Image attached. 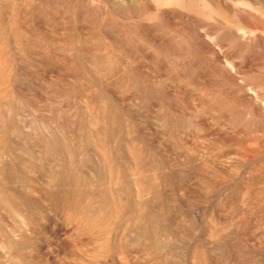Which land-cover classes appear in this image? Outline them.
<instances>
[{
	"label": "bare ground",
	"instance_id": "6f19581e",
	"mask_svg": "<svg viewBox=\"0 0 264 264\" xmlns=\"http://www.w3.org/2000/svg\"><path fill=\"white\" fill-rule=\"evenodd\" d=\"M222 12L228 14L222 16ZM74 17L77 19L75 20ZM40 21H43L47 27L48 38H43L38 33L41 29ZM73 21L75 27H78L80 37L78 39L76 36L75 47H71L66 35H63L65 30L70 29L72 32L70 26L74 25ZM215 22L216 28H213ZM217 23L222 26L219 28ZM234 26L239 30L250 29L251 32L255 31L258 34L248 36L247 44L240 46L239 35L234 30ZM200 30L204 33L199 32ZM214 31L220 34L216 39H208L206 36ZM197 42L204 47L202 51L207 59L193 50L191 45ZM251 44L258 45L264 51V0H137L136 3L132 0H29L28 2L3 0L0 3V218L10 219V214L13 213L25 224L26 229L12 232L16 263L28 264L21 255V251L30 245L31 239L27 236L26 230L28 227H34L44 216L48 234L57 237L60 241L58 242L60 251L57 252V256L50 251L44 253L45 264H62L59 263L62 261L61 255L66 254L67 251L72 254L78 253L82 245L81 233L87 227L94 233L99 250L110 251L113 232L118 227L119 221L126 219V225L121 230L124 238L127 232L136 233L144 216L150 220L149 213L153 210L149 208V202L156 192L151 187L163 191L167 202L171 199L167 194L168 185L174 188L182 187L181 184L186 180H189L192 195L188 212L191 213L195 230L198 224L215 226L219 218L217 209L214 208L212 211L217 219L207 220L203 212L196 217L194 215L193 198L200 197L199 187L203 186V179L207 177L197 170L192 160L186 167L170 160L169 149L162 147V142H172L168 139L175 138L174 136H177L175 133H181L190 140L199 130L204 133L206 130V134L212 135L211 128L200 127V121L207 116L208 107L210 113L215 112V115L219 113V116L223 111H231L234 107L232 104L224 106L213 99L215 95L219 96V91L215 92L213 88L198 85L195 89V102L201 105L200 109L202 108L204 113L198 115L192 109H184L180 110L182 113L178 118L179 115L173 110L176 97L175 90L171 88L174 85L170 80L161 81L164 75L157 76L153 72L149 59L165 62L170 71L186 75L187 78L183 80L195 77V73L200 72L207 66L206 64H212L213 67L208 65L211 67L209 73L215 76L216 73L220 75L224 73L223 69L229 58L242 59L246 54L251 53L254 48ZM37 46H40V51L50 59L43 73L46 95L42 113L33 108L34 104L30 100L19 97L17 93V83L20 80L38 77L36 73L38 70L33 69V65L28 69L24 65L31 50L34 51ZM161 47L166 48L167 54L160 52L162 50L159 51ZM134 53L136 55H133ZM62 61L68 62L70 67L67 69L69 76L66 79L61 73ZM252 67L248 65L250 72H253ZM78 68L81 69V74L93 81L90 91L88 90L86 94L87 97L90 99L93 94L97 101L95 105L91 102L92 99L82 100L81 105L91 121L88 126L81 127H78V101L74 100L77 106L75 111L62 102V97L66 95H74L78 100L76 96L80 74ZM203 71L208 72L209 68ZM242 72L245 71L242 69ZM49 74L56 75L57 79H51ZM262 80L254 85H248L251 86L248 89L254 91V100H251L256 107L264 105ZM104 90H111L112 95H107ZM115 90L120 94L117 97ZM135 92L138 94L142 92L141 98L148 101L156 96L163 107L161 136L159 133L156 136L159 140L156 147L151 144L154 137L145 128L134 127L129 131L128 127L127 129L121 127V121L114 112V96L118 101H122L128 94L134 96ZM206 97L210 104L208 107L205 104ZM127 106L128 109H125L124 105L119 109L131 121L133 109L130 111L131 105L127 104ZM97 107L101 108L100 111L96 110ZM241 107L243 106L240 104L239 108ZM208 120L213 121L212 118ZM122 128L131 135H135L136 131L137 134L144 131L142 133L146 138V142L140 145L135 143L127 145L125 153L131 167L122 151L120 154L119 151L117 152L118 157L113 147L115 143H119L116 134L125 132ZM88 144L95 151V156L92 158L85 153ZM19 158H21L20 167L26 171L36 168L40 163L39 160L45 163L44 185L38 186L39 189L35 190L41 194L39 198L34 197L35 192L28 186L20 185L18 188L10 185L6 173L16 168ZM86 163L95 164L96 169H100L99 177H102V173L104 179L98 178L95 183H89L85 176H82V167ZM128 179L131 180L133 188L130 192L127 187ZM246 179L249 181V178ZM212 182L218 183L213 179ZM42 198L45 200V215H40L41 212L44 213L40 202ZM35 200L39 201L36 206L33 203L37 202ZM133 205L135 207L130 208ZM166 210L169 209L161 205L155 212L163 216L162 212L168 213ZM61 221L72 226L76 231L72 238H64L68 229L64 227L60 230L54 229L53 225ZM152 222L153 226L158 225L157 222L153 220ZM163 226V222H160L157 229L161 231L155 230L153 237L148 239L150 242H146L152 252L160 246L166 249L165 247L174 245L170 230L167 229L166 233L165 229H161ZM146 230L149 231L148 225ZM137 238L134 241L135 247L127 249L123 244H119L117 253H121L122 250L124 253L121 255L127 253L129 257L134 253L138 254L139 249L143 247L141 236ZM208 244H211V248L215 251V242L209 240ZM85 257L91 261L95 255L87 253ZM261 258L260 264H264V258ZM199 260L200 263L205 264H225L214 259L213 254L207 258L203 255ZM196 261L194 260V263ZM245 264H254V262L246 259Z\"/></svg>",
	"mask_w": 264,
	"mask_h": 264
},
{
	"label": "rangeland",
	"instance_id": "374dc122",
	"mask_svg": "<svg viewBox=\"0 0 264 264\" xmlns=\"http://www.w3.org/2000/svg\"><path fill=\"white\" fill-rule=\"evenodd\" d=\"M0 1L3 2V0ZM26 1L28 2L29 0ZM132 2L136 3L137 0H132ZM225 14L227 15L228 13L222 12V16H225ZM75 15L76 14L74 13L73 16ZM74 18L75 20L77 19L76 17ZM74 21V25L72 24L70 26L72 28V32L70 29L65 30L66 32H63V35H66L65 37L67 38L68 44L71 47H75V45H77L76 36H78L79 33L78 27H75ZM174 21L178 22V20ZM40 22L41 29L38 31V33L43 38H48L49 32L46 29L47 27L43 21ZM234 22L237 24L236 20H234ZM215 26L216 22L214 23L213 28H216ZM217 26L220 28L222 25L217 23ZM236 29L237 28L234 26V30L239 35L238 45L240 46L247 44L249 41L248 36L250 37L256 33L258 34V32L255 31L251 32L250 29ZM199 32L204 33L203 30H200ZM217 32L218 31H214L206 37L210 40L216 39L220 34V32ZM74 34L76 35L73 36ZM79 38L80 37L78 36V39ZM251 45L254 46L253 51L251 50V53L246 54V57L243 55L244 57L242 59L235 60L233 58H229V62H226L227 64L223 69L225 71L221 75L218 73L215 75L213 73L215 76H211L209 72L211 71L210 68L213 66H211L212 64H206L207 66L203 67L200 72L195 73V77H188L187 80H183L184 78H187L186 75H179L174 71H170L168 64L165 62L151 61L149 59L151 64L150 67L152 68L153 72H155L157 76L164 75L161 77V81L170 80V82H172L174 85L171 88V90H175L176 97V101L173 104V110L177 115H179L178 118H180V114L182 113L180 110L183 111L184 109H192L194 113L198 115H202L204 113L202 108L200 109L201 105L195 102V89L198 87V85H203L211 89L213 88V90L215 89V92L219 91V96L215 95L213 99L224 106H227V104H232L234 107V109L231 111H223L226 114H223L222 112L221 116H219V113L215 115V112L210 113L208 111V106L210 104L206 97L205 104L206 107H208L206 112L207 116H205L204 119L200 121V127L205 126V129L211 128L212 135L206 134V130L205 133L202 130H199L198 132H195L194 135H192L193 137L191 140L187 139L185 136H182L181 133H175V135H177L174 136L175 138H167L168 140H172V142H162V139L160 141L163 144L162 147L164 146L165 149H169L168 155L171 157L169 158L170 160L183 167H186L190 163V160H192L197 170L201 171L203 174H205V177L208 178L203 179V186L199 187L201 191L200 197L193 198L195 207L194 215L196 217L200 215L201 212H203L205 214V219L207 220L217 219V217H219L215 226H209L203 223L196 225L195 230L191 213L188 212L189 206L192 202L189 180L183 182L181 184L182 187L174 188L171 185H168L167 194L171 199H169L167 202L163 191H159V189L156 187H151L154 191L156 190L155 195L152 196L149 202V208L153 211H150L149 213L150 220L147 219V216H144V219L142 220L143 222H141L135 231L136 233H134V231L129 233L127 232L128 234L126 233V238H123L121 230L126 225V219H122L119 221L117 224L118 227L115 228L113 232L114 238L111 242L110 251H103L101 249L99 250V244L94 239V233H92L88 227L84 228L83 233H81L82 245H80L81 248L78 253L75 252V250L72 251L76 254H72L70 251H67L66 254L61 255L60 260L62 261L59 263L98 264V262H103V264H205L200 263L199 258L203 255L205 258H207V256L209 257L213 254L214 259L225 264H245L246 259L254 262V264H260V260H262L261 257L264 258V136L261 137L259 135H264V105L261 104L258 107L254 105V101L251 100H254V91L252 92V90H249L248 88H251V86L248 87V85H254L260 79H263L262 82L264 81V76L262 77V75H264V53L262 52L264 51L256 44ZM191 46L196 54H199L202 58L207 59V56L204 55L202 51L204 47L200 42H197V44H192ZM40 48V46H37L34 51L31 50L30 56L26 60L27 62L24 64L26 69L33 65L32 68L38 70V72H36L38 73V77L30 79L24 78L23 80H20V82L17 83V93L19 97H25L26 99L30 100V102L34 104L32 105L34 106L33 108L36 110L38 109V111L42 113L46 95L44 88L45 76H43V73L49 65L50 59L40 51ZM164 48L165 47H161L159 51L162 50L160 52L167 54L168 51L166 48ZM133 55H136V53ZM26 64L29 65L26 66ZM248 65H251V67L253 66V72L248 70ZM60 66L63 78L66 79L69 76L67 69L70 68L68 62L62 61ZM208 68V72H202V70H206ZM242 69L245 72H242ZM78 72L80 73L78 75V94L76 93L78 100L75 99L74 95H66L62 97V102L65 106L70 107L72 111H75L77 109L75 101H78V127H81L82 125L88 126L90 124L89 122L91 121V118L85 114V109L81 105L82 100L88 99L90 101V99H92L93 101L91 100V102L95 105H97V101L93 94L90 99L86 95L88 90L91 89L90 86L93 85V81H91L86 75L81 74L82 71L80 68H78ZM208 73L210 77L208 76ZM49 77L51 79H57V76L54 74H49ZM223 83L226 84L224 85ZM221 88L224 89V91ZM104 92L107 95H112L111 90H104ZM114 93L116 94V97L117 95H120L116 90ZM141 93L142 92L138 94L135 92L134 96L132 94H128L122 101H118L114 96L113 109L117 114L119 121H121V127L126 129L128 127V130L131 131V129L134 127L138 128L142 126V128H145L146 131L150 133L152 137H154L153 141H151V144L153 147H156L159 144V140L156 136L158 133L160 135V131L162 130L161 114L163 107L159 103L156 96H153L151 100L148 101L141 98ZM233 100L236 101L234 102ZM236 103L239 104L237 105ZM127 104L131 105L130 111L133 109V113L131 112L133 119L131 121L129 120V117H127L119 109V107L122 105H124L125 109H128ZM240 104L243 106L241 107L242 111L239 108ZM100 109V107L96 108V110L99 111ZM209 118H212L213 121L208 120ZM132 125L134 126L131 127ZM124 131L125 132H119V134H116V137L119 139V143H115L113 147L116 151V154L118 151L119 154L120 151H122L124 158L126 157V162H128L129 167H131L129 158L125 153L127 145H130L131 143L140 145L141 143L146 142V138L143 136L144 131H142L143 133L139 132L138 134L136 131L135 135H131L130 132H127V130ZM210 140L213 141L214 144ZM91 148L92 147L89 146V144L87 148H85V153H87L88 157L90 158L95 156L94 148ZM218 156H220V158ZM217 157L219 158L218 160ZM39 162L40 163L36 168H33L31 171H26L20 167L21 158H19L16 168L6 173L10 185L12 184L18 188L20 185H25L26 187L28 186L30 189H32V191L35 192V198L41 196V194L35 190L39 189L38 186L43 187L46 168L43 160H39ZM99 172L100 169L98 168L97 170L95 164L90 165L86 163L84 167H82V176H85V179L88 180L89 183H95L98 178L102 180L104 179L102 173V177H99ZM246 177L249 178V181L246 179ZM212 179L216 180L218 183L214 184ZM205 182H207V184H205ZM131 184V180L128 179L127 187L129 192L132 191ZM223 199L224 201H221ZM38 200H35L37 202L32 201L35 206L39 202ZM40 202L42 203L41 209L44 211V213L41 212L40 215H45V200L42 198ZM159 202L166 203L161 204ZM161 205H165L169 209L166 210L168 213L162 212L163 216L155 212V210L160 208ZM133 207H135V205L130 206V208ZM214 208L217 209V217L215 215L213 216L212 214ZM196 211L199 212L196 213ZM10 216V219L0 218V264H17L16 256L14 255L15 241L12 232L15 230L26 229L25 224L16 214L11 213ZM160 217L163 219L161 220ZM44 219L45 216L43 219L38 220L34 227H28L26 230V234L31 240L30 245L21 251V255L28 264H42L44 263V253L50 251L53 255L57 256V252L60 251V247L58 246V242L60 241L57 240V237H53L48 234ZM152 220L157 222L158 225L160 222H163L164 226L161 229H165L166 233L168 230H170V237L173 239L174 245L167 246L165 247L166 249H162L163 247L160 246L156 250H153V252L151 249L149 250L146 242H150L148 239L153 237L155 230H160L157 229L158 225H152ZM146 225H148L149 231L146 230ZM53 227L57 230H60L62 227L68 229L69 231L66 232L64 238H72L76 232L72 226L67 225L62 221L55 223ZM152 229L154 230L151 231ZM116 234H118V236H116ZM139 235L141 236V246L143 248L139 249L140 252L138 254L134 253L131 255L132 257H129L127 253L121 255V253H124L122 250L121 253H117L119 244H123V246H126L127 249H130L129 247L135 245L134 241L138 239L137 237H139ZM209 240L211 242H215V251H213L214 249L211 248V244H208ZM86 252L89 254H94V259L91 261L87 260L85 257L87 254ZM151 252L152 254H150ZM194 260H197L196 263H194Z\"/></svg>",
	"mask_w": 264,
	"mask_h": 264
}]
</instances>
